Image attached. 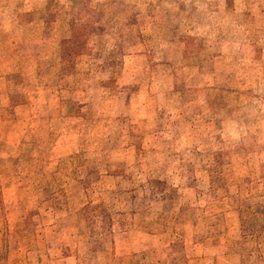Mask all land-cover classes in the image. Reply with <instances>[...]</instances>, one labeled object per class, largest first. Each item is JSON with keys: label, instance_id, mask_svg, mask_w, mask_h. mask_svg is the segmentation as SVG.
Here are the masks:
<instances>
[{"label": "rangeland", "instance_id": "1", "mask_svg": "<svg viewBox=\"0 0 264 264\" xmlns=\"http://www.w3.org/2000/svg\"><path fill=\"white\" fill-rule=\"evenodd\" d=\"M0 264H264V0H0Z\"/></svg>", "mask_w": 264, "mask_h": 264}]
</instances>
